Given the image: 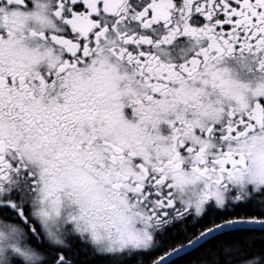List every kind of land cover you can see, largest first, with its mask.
I'll use <instances>...</instances> for the list:
<instances>
[{
    "label": "snow or ice",
    "instance_id": "6c2138e0",
    "mask_svg": "<svg viewBox=\"0 0 264 264\" xmlns=\"http://www.w3.org/2000/svg\"><path fill=\"white\" fill-rule=\"evenodd\" d=\"M264 264V0H0V264Z\"/></svg>",
    "mask_w": 264,
    "mask_h": 264
},
{
    "label": "trees",
    "instance_id": "16d2710c",
    "mask_svg": "<svg viewBox=\"0 0 264 264\" xmlns=\"http://www.w3.org/2000/svg\"><path fill=\"white\" fill-rule=\"evenodd\" d=\"M193 258H199V253H193L192 256H190V257H186L185 259H186V260H191V259H193Z\"/></svg>",
    "mask_w": 264,
    "mask_h": 264
},
{
    "label": "flooded vegetation",
    "instance_id": "af4514ba",
    "mask_svg": "<svg viewBox=\"0 0 264 264\" xmlns=\"http://www.w3.org/2000/svg\"><path fill=\"white\" fill-rule=\"evenodd\" d=\"M199 258H193L191 259L190 261L192 262V264H196V261L198 260Z\"/></svg>",
    "mask_w": 264,
    "mask_h": 264
}]
</instances>
